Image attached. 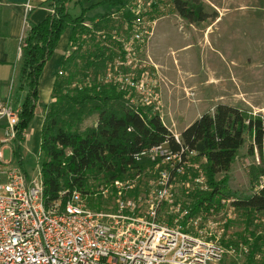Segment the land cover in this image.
<instances>
[{"label":"rangeland","instance_id":"374dc122","mask_svg":"<svg viewBox=\"0 0 264 264\" xmlns=\"http://www.w3.org/2000/svg\"><path fill=\"white\" fill-rule=\"evenodd\" d=\"M111 1L72 0L69 8L75 16L86 9L85 17L91 22L88 24L90 27L98 19L99 27H94L93 33L95 41L89 42L79 54L86 56L89 50L95 49V45L107 47L112 60L107 63L106 81H117L126 91L129 103L134 99L132 106L151 109L152 113L159 114L169 130L179 137L185 128L205 113H213L219 104L246 110L264 120V0H203L208 15L215 11L218 17L200 23H189L181 18L172 0H128L118 6H113ZM28 33L29 30L24 42ZM136 33H141L142 39L129 46V39ZM70 34V29L64 32L55 55L47 64L33 117L25 135L17 140L22 170L30 180L38 182H43L41 133L44 109L53 92V81L68 55L65 53L70 50L71 55L78 50V47H69ZM84 56H80L81 59ZM133 81L143 91L148 90L152 94L154 100L150 105L144 104L140 93L143 91L132 85ZM97 120V116L91 117L83 128L95 125ZM2 135L0 131V139ZM251 143L248 135L231 170L217 176L219 181L228 178L227 187L237 197L252 194L264 183V173L258 181L252 179L253 168L264 172V148L262 151L256 148L255 155H251L248 152ZM4 160L19 166L15 142L4 149ZM204 162L194 157L193 166L176 177L173 192L183 205L191 201L186 190L200 187L193 181L196 177L194 172L204 171ZM167 167L161 164L146 173L132 171L133 176L123 180L133 187L128 198H146L159 180V171H169ZM111 184L91 178L87 201L93 209L115 208L111 188L109 198L103 195L100 198L103 190ZM230 200L232 204L227 202L223 205L222 201L223 206L216 210L217 218L227 217L228 221L222 239L225 241L222 243L224 255L219 264H264V215H254L250 222L244 211L233 204L235 197ZM167 211L164 205L159 216L171 224ZM253 232L261 239L258 242L260 249L251 259Z\"/></svg>","mask_w":264,"mask_h":264},{"label":"trees","instance_id":"16d2710c","mask_svg":"<svg viewBox=\"0 0 264 264\" xmlns=\"http://www.w3.org/2000/svg\"><path fill=\"white\" fill-rule=\"evenodd\" d=\"M49 1L53 13L41 23L30 25L25 39L23 73L28 92L20 105L18 124L20 140L33 117L39 96V77L64 32L70 29L69 47H78V50L64 58L54 82L53 101L46 109L41 133L44 153L41 172L47 208L53 207L59 200L64 203L66 197H61L63 191L76 189L85 195L90 193L91 178L111 184L115 180L133 176L132 171H150L156 162L148 158L136 161L133 155L166 143L173 152L186 148L195 151L197 159L205 161L203 172L207 190L199 187L192 191L186 190L191 199V215L198 213L204 203H207L206 210L215 205L218 209L223 206V199L234 197L233 204L244 211L250 222L254 215H264V183L252 194L237 197L227 187L228 178L217 179V176L231 170L248 135L252 139L249 154L255 155L256 148L263 150L262 117L234 106L219 104L213 113H205L185 128L178 142L159 114L152 113L151 109L131 106L126 99V91L121 90L116 81H106L107 63L112 60L107 47L95 45V49L89 50L86 56L79 54L88 47L89 42L95 41L93 33L94 27H99L98 20L90 27L85 17L86 9L80 15L71 13L69 4L72 0ZM126 1L112 0L111 3L118 6ZM172 3L179 16L189 23H200L210 18L216 20L218 17L215 11L208 15L203 0H172ZM80 56H84L85 61ZM94 116L98 118L97 123L83 128L85 121ZM15 156L23 169L17 142ZM262 173L261 169L257 172L253 168V181H258ZM100 198H103L102 194ZM252 235L254 245L249 252L251 259L259 251L258 242L261 239L256 232ZM222 243L225 244V241L222 240Z\"/></svg>","mask_w":264,"mask_h":264},{"label":"built area","instance_id":"2783aa9c","mask_svg":"<svg viewBox=\"0 0 264 264\" xmlns=\"http://www.w3.org/2000/svg\"><path fill=\"white\" fill-rule=\"evenodd\" d=\"M140 39L141 33L134 34L128 41L129 46ZM25 45L23 37L20 52ZM131 84L136 85V82ZM136 87L143 91L138 85ZM140 93L146 106L154 100L148 90ZM20 108L13 104L11 97L5 100L0 97V129L3 134L0 139V264L221 262L227 217L217 218V206L206 210L207 203L198 213L191 215V203L183 205L173 192L177 175L193 166L195 151L182 148L173 152L163 143L135 153L133 158L136 161L148 158L156 162V167L162 164L169 169L159 171V180L146 198H128L133 187L123 180H115L102 192L105 198H109V189H112L116 201L114 209H93L87 195L76 189L63 191L64 203L59 200L47 208L44 183L30 180L20 166L4 160V149L18 140ZM174 136L180 142L179 135ZM193 181L200 189L207 190L202 170ZM227 202L232 204L230 199L222 204ZM164 205L171 216V224L160 219L159 213Z\"/></svg>","mask_w":264,"mask_h":264},{"label":"crops","instance_id":"0c3cea01","mask_svg":"<svg viewBox=\"0 0 264 264\" xmlns=\"http://www.w3.org/2000/svg\"><path fill=\"white\" fill-rule=\"evenodd\" d=\"M50 13H53V6L49 0H0V97L3 100L11 97L13 104L19 106L24 100L28 86L23 73V50L19 51L20 40L25 37L30 25L41 23ZM87 23L91 22L87 20ZM62 38L63 36L58 46ZM69 52L70 50L65 54ZM53 56L47 61L39 77V94L42 75ZM51 101H53L52 94L49 103ZM48 105L44 109V119Z\"/></svg>","mask_w":264,"mask_h":264}]
</instances>
